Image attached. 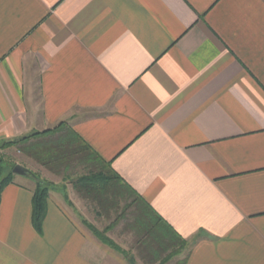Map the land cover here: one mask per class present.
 <instances>
[{
	"label": "crops",
	"instance_id": "1",
	"mask_svg": "<svg viewBox=\"0 0 264 264\" xmlns=\"http://www.w3.org/2000/svg\"><path fill=\"white\" fill-rule=\"evenodd\" d=\"M60 125L108 178L28 139L46 213L15 174L0 264H264V0H0V143Z\"/></svg>",
	"mask_w": 264,
	"mask_h": 264
},
{
	"label": "trees",
	"instance_id": "2",
	"mask_svg": "<svg viewBox=\"0 0 264 264\" xmlns=\"http://www.w3.org/2000/svg\"><path fill=\"white\" fill-rule=\"evenodd\" d=\"M47 136L54 137V140L49 141L51 143L52 147L57 148L58 150L60 148L64 147V150L67 148H74L73 153L77 152L82 154V164L86 165V167H92L90 165V162L94 159H97V157L94 155L92 151L89 150V147L83 143V141L76 135L73 131L68 129L66 126L58 127L56 126L53 129H47L43 130L41 132H33L28 136H23L19 140L16 141H23L27 140L30 137H39V136ZM16 141L9 140L8 142L4 143L5 145H10L16 143ZM46 145V144H45ZM57 150L51 151V147H49L46 150L45 158L42 159V156L40 157V160H42L46 165L50 162H54L55 160L58 161L57 158L63 157L62 151L60 154H56ZM56 162V161H55ZM56 164V163H54ZM109 168L110 164L107 163ZM89 167V168H90ZM90 170V169H88ZM93 168H91V171L78 177L76 179V183H79L80 185L84 186L83 188L87 189V191L95 188V183L97 182H104L105 179L108 178L105 171H99L98 172H92ZM30 176L35 181V187L32 193V225L35 228L37 232H41L42 227V221L46 213V201L48 197L49 188L52 186L51 182H48L42 178H40L37 174L30 173ZM14 177V174L11 172V170H6L4 165L2 164V159L0 157V191L1 189L8 183L12 181ZM99 177V178H96ZM88 227L106 244L115 247L114 245L106 236L104 235L103 231H98L93 226L88 225Z\"/></svg>",
	"mask_w": 264,
	"mask_h": 264
},
{
	"label": "rangeland",
	"instance_id": "3",
	"mask_svg": "<svg viewBox=\"0 0 264 264\" xmlns=\"http://www.w3.org/2000/svg\"><path fill=\"white\" fill-rule=\"evenodd\" d=\"M30 135V134H29ZM28 136V135H26ZM21 138V137H20ZM15 139L13 141L19 140ZM31 139V137L29 138ZM47 139V140H46ZM26 140V139H25ZM16 141V143L14 144H10V145H5L4 143L8 142L7 141H3L2 143H0V157L2 159V164L4 165L6 170H11V172L13 173V168L16 165H20L23 168L28 170V175H30V173L33 174H37L39 177L45 179V177H42L41 174V170L40 167L38 166L39 163H37L35 161V159H33L32 157H28L24 154V145L27 146L28 142L30 140L27 139V141ZM37 140H42V142L46 141V146H43L41 149V153L40 156H42V159H44L46 150L51 147V151L57 150L54 153H58L60 154V152L62 151L63 153V157L57 158V160H55L54 162H50L49 163V167L53 169H51L52 172H54L55 174L58 175V178L63 177L64 180H72L75 181L80 175L85 174L86 172H88V167H84V165L82 164V154L80 153H73V149L72 147L67 148L66 150H64L63 148H60L59 150L57 148H53L51 145V143H49V141L54 140V137H48V136H42L40 138H38ZM36 140V141H37ZM2 149V151H1ZM27 150V149H26ZM30 152H32V149L29 150ZM35 151V149H33V152ZM38 152V150H37ZM23 153V154H22ZM56 163V164H54ZM43 171V170H42ZM15 175V173H13ZM46 178H49V176H46ZM46 181H48L47 179H45ZM50 182V181H48ZM87 225H91V224H87ZM95 228V227H94ZM99 231V230H98Z\"/></svg>",
	"mask_w": 264,
	"mask_h": 264
},
{
	"label": "water",
	"instance_id": "4",
	"mask_svg": "<svg viewBox=\"0 0 264 264\" xmlns=\"http://www.w3.org/2000/svg\"><path fill=\"white\" fill-rule=\"evenodd\" d=\"M13 173L15 174H19V175H28V170L23 168L22 166L20 165H16L14 168H13Z\"/></svg>",
	"mask_w": 264,
	"mask_h": 264
}]
</instances>
